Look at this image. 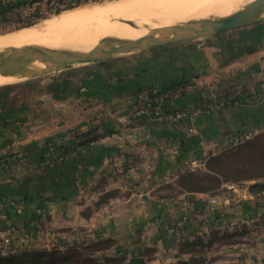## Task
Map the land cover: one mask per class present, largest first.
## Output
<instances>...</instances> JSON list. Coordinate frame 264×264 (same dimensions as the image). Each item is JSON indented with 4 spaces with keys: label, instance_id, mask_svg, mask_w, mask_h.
<instances>
[{
    "label": "crops",
    "instance_id": "obj_1",
    "mask_svg": "<svg viewBox=\"0 0 264 264\" xmlns=\"http://www.w3.org/2000/svg\"><path fill=\"white\" fill-rule=\"evenodd\" d=\"M182 81L194 87L166 113L213 106L180 124L139 113L140 89ZM262 83L264 20L1 86L0 250L8 231L11 249L107 240L101 260L168 264L182 242L244 226L242 240L214 245L213 264H264V189L250 188L260 179L168 190L184 166L264 130Z\"/></svg>",
    "mask_w": 264,
    "mask_h": 264
},
{
    "label": "rangeland",
    "instance_id": "obj_2",
    "mask_svg": "<svg viewBox=\"0 0 264 264\" xmlns=\"http://www.w3.org/2000/svg\"><path fill=\"white\" fill-rule=\"evenodd\" d=\"M161 1H162V4L159 3L160 2L159 0H84L83 3L73 6L71 8H67L63 10L62 12H60L59 14H51L49 17L40 19L38 22L34 23L31 26L19 27V28H18L19 22L10 21L8 19L12 17L16 18L15 15L18 12L22 13L23 16L25 17L30 12V9H27V8H31L32 10V9H35V7L38 5V3H34L32 7H28V6L25 7L26 10L25 9L24 10L15 9L14 11H11V12L0 13V41H2L3 37L8 36V35H14L16 33H20L23 31L31 32L36 26H39L40 24H42L48 19H52L53 17L60 16L64 12H70V11L75 12L78 10L79 12H82V15L85 14L83 15V18L81 19L80 23H69V24L62 25L57 30V32H54L53 36L59 35L60 37L61 36L66 37L67 35L73 34L72 37L74 39L75 38L74 36L79 35V37H81L82 39L86 38L88 41L90 40L89 41L90 44L95 45L100 40L106 39V38L117 37V36L129 38L131 35H135V34L140 36L143 33L148 32V30L151 27H158L162 25L164 26L165 24L168 23V21L170 22L172 20L198 19L205 14L212 15V14H220V13L221 14L232 13L238 10L239 8H241L243 5L247 4L250 0H244V1L243 0L242 1L241 0H236V1L230 0V2H228L226 5H220V4L216 5L217 3L215 4L213 3L215 0H209V3L213 1L212 4L210 3V6H209V3H208V5L207 6L204 5V7L203 6L201 7L200 4L202 3L201 5H203L208 0H202V2L201 0H188V1L187 0H183V1L182 0L181 1L168 0L169 2L171 1L172 6L168 5L169 2L167 1L165 2L166 6H171V7L166 8V6H164L163 9L165 10L161 8L162 11H159L161 9L158 6L159 5L163 6L164 5L163 2L166 0H161ZM174 1H176L175 5L178 1L180 3L188 2V4L191 5V7L190 5L188 6L189 7L188 10L190 11L184 9V8H187V5H188L187 3L185 4L183 3L185 5L184 6L182 4L179 5V2H178L177 3L178 6H174V8H172ZM189 1H192V2L189 3ZM50 2L52 3V1ZM140 3H143V5L141 6L142 8L143 6L145 7L143 9V12L146 11L144 12L146 17L144 16L142 9L139 10V8H141L140 6H138L140 5ZM145 4L146 5L150 4L152 9L153 7H155L154 8L155 10L149 9L150 7L146 8ZM155 4H157V7L155 6ZM182 6H183L182 9L184 10L181 11L180 9ZM175 7L176 8L179 7L178 9L180 11H178V9H175ZM86 9H92V10H88V13H90L91 11L93 12L97 11V13L91 12L90 14H88L87 11H85ZM157 9H158V13L156 11ZM170 9L172 11H170ZM101 10H103V12ZM175 10L177 12H175ZM202 10H205V11H202ZM147 11H150L151 15L149 12L148 14ZM151 11H155L154 14ZM163 11H164V14L162 13ZM169 11L172 12V14L169 13V15H167V12ZM195 11H198V12H195ZM99 12H101V14H99ZM159 12L161 14H159ZM158 16L159 18H157ZM35 35L32 38V41L30 42H38L37 38L40 37L39 36L40 34L38 33ZM34 38L37 41H35ZM81 38H77L79 40L72 39L71 43L77 42L76 44H78L80 42L81 44V42H83ZM69 39L70 38H68V40L65 39L63 41L68 42ZM51 41H52V38L48 40L46 43H43L41 45L54 46V42L51 43ZM65 42H62V43L64 44ZM23 44H25V46L32 45V44H27V43H23ZM38 44L40 45V43H36V45ZM33 45L35 44L33 43ZM0 46H1L0 50H2L5 48H10L11 45L7 46L4 43L0 42ZM12 46H16V45H12ZM61 47H71V46H61ZM28 79L29 78H24V79L14 78L11 80H6L0 83V87L3 85H8V84L17 85ZM182 82H186V81H182ZM182 82H179L177 84H180ZM187 82L192 83V81H187ZM193 87H194V84L192 83V88H190V90L187 92H190L193 89ZM137 102L139 105V113L143 114L141 112V105L138 100V93H137ZM212 106H213L212 102H204L203 104H199L192 111V114L190 113L189 110H186L184 108L181 110H185L189 112L188 116L197 115L199 114V113H196L198 109L200 110V108H203L205 109L203 112H205L208 109H210ZM178 111L180 110H175V111H170V112H178ZM151 121H155V120H151ZM180 123H177V124H180ZM201 141H204V140L202 139ZM261 174H264V130L258 133L257 135L247 136V137L241 136L238 142L228 144L227 146H224L218 150H215V152H211L203 159L202 162H197V163L192 162L184 166L183 169L181 170L180 176L175 180V182H169L170 185L168 187L169 188L168 190H170L171 192H176L178 190H182V187L184 186H190V185L192 186V185L198 184V186L206 187L208 191L211 193H219V192L226 191L229 186L242 187L248 182L250 181L253 182L254 180H256V179H250L249 178L250 176H257L258 178V176H261ZM182 177H183V182L181 180ZM261 180L264 181V178L260 179V181ZM214 231L216 230H210L207 236H204L201 233L195 239L191 240V241L197 240V238L199 237L203 239V242L201 244H195L194 246H190V248L188 249L192 251H189L188 255L184 253L183 254L180 253V250L178 249L179 251L178 254L175 256V258L172 256L173 260L171 263H168V264H177L184 260H186L188 264H213V258H212L213 255L211 254V250L213 249L214 245L222 244L224 242L228 243L234 240L233 237L223 236L224 233L225 232H232L235 234L237 233L239 234L237 239L242 240L243 238L239 236L246 233L247 230L245 229L244 226H240L238 230H235V232L226 230V231L221 232L218 237L215 235V233H213ZM5 232H7V234H5ZM1 234L3 238L10 235L8 231H2ZM11 241H12V237L10 238V242H6V241L3 242V247L0 250V256L10 257V256L22 254L30 250H41V249L59 250L62 253H66L69 256L70 260H72L74 263L79 264L81 262L83 263V261L86 260L87 258L93 257L94 254L98 255L95 252L97 245L95 244L86 245V243L83 241L76 243V244L65 245V246L63 244H58L56 241L52 243L50 240H47L44 243L42 242H32L31 243L30 242L16 249H11L9 247V245L11 244Z\"/></svg>",
    "mask_w": 264,
    "mask_h": 264
},
{
    "label": "water",
    "instance_id": "obj_3",
    "mask_svg": "<svg viewBox=\"0 0 264 264\" xmlns=\"http://www.w3.org/2000/svg\"><path fill=\"white\" fill-rule=\"evenodd\" d=\"M264 20V0H252L228 14H205L198 19L168 21L134 37L100 40L90 49L27 45L0 50V73H20L26 78L46 75L78 65L112 59L118 55L153 50L189 42Z\"/></svg>",
    "mask_w": 264,
    "mask_h": 264
},
{
    "label": "trees",
    "instance_id": "obj_4",
    "mask_svg": "<svg viewBox=\"0 0 264 264\" xmlns=\"http://www.w3.org/2000/svg\"><path fill=\"white\" fill-rule=\"evenodd\" d=\"M52 1V3L50 2ZM84 0H0V13L5 12H11L15 9H22L26 10L25 7H32L34 3H38V5L35 7V9H30V12L25 17L22 13L18 12L15 17L8 18L10 21L19 22V27H27L31 26L34 23L38 22L40 19L47 18L51 14H59L63 10L67 8H71L73 6H76L78 4L83 3ZM250 179H263L264 174H261V176H250ZM183 182V177L181 178ZM250 188L252 190H262L264 189V181H256L253 183ZM182 190L186 191H196V192H209L208 189L204 186H198V184L190 185V186H184L182 187ZM215 235L218 237L221 232L214 231ZM234 233L232 232H225L223 236H230L233 237ZM107 240L102 241H96L91 243H86V245L89 244H95L97 245L95 252L104 249L107 245ZM203 242V239L197 238V240L194 241H184L179 245L180 253L188 254L190 246H194L195 244H201ZM122 261L121 258L116 257H106L105 260H101V258L94 254L93 257L87 258L83 261V263L79 264H119ZM0 264H76L72 260H70L69 256L66 253H62L59 250H47V249H41V250H30L26 251L19 255L14 256H0ZM177 264H188L186 260L181 261Z\"/></svg>",
    "mask_w": 264,
    "mask_h": 264
},
{
    "label": "bare ground",
    "instance_id": "obj_5",
    "mask_svg": "<svg viewBox=\"0 0 264 264\" xmlns=\"http://www.w3.org/2000/svg\"><path fill=\"white\" fill-rule=\"evenodd\" d=\"M160 2V4H162V1L161 0H159ZM168 0H166V1H164L163 2V6L162 5H159L158 7L161 9H163V7L164 6H166V3L165 2H167ZM179 1H181V0H179ZM178 1V2H179ZM183 1V0H182ZM188 1V0H187ZM216 1V2H215ZM213 3L215 4V3H217L216 5H218V4H220V5H226L228 2H230V0H215ZM236 1V0H235ZM242 1V0H241ZM244 1V0H243ZM250 1H252V0H250ZM249 1V2H250ZM169 2V1H168ZM175 2L176 1H174V3H173V7L172 8H174V6H178V2L176 3V5H175ZM190 2H192V1H189V3ZM199 2V1H198ZM201 2H202V0H201ZM212 2H210L211 4H212ZM153 3H155V2H153ZM184 3V2H183ZM182 2L180 3L179 2V5L180 4H182V5H184L185 3H187L188 4V2H185L184 4H183ZM205 3V2H204ZM208 3H209V0L205 3V4H203V5H201L200 4V6L202 7H204V5H208ZM210 3H209V6H210ZM240 3V2H239ZM238 3V4H239ZM152 4V3H151ZM172 3H171V1L169 2V4L168 5H171ZM193 4H194V2H193ZM196 4V3H195ZM198 4V3H197ZM143 5V3H140V5H138V6H142ZM190 4H188L187 5V8H184L185 10H188L189 9V6ZM145 6H146V8H149V9H152V7L150 6V4H148V5H146L145 4ZM155 6L157 7V4H155ZM162 6V7H161ZM172 6V5H171ZM171 6H166V8H169V7H171ZM185 6V5H184ZM195 6V5H194ZM199 6V7H200ZM231 6V5H230ZM133 7V6H132ZM180 7V6H179ZM178 7V8H179ZM190 7H191V5H190ZM198 7V6H197ZM200 7V8H201ZM134 8V7H133ZM145 7L143 6V8L141 7V8H139V10H141L142 9V12H143V9H144ZM155 7H153V9H154ZM158 8V9H159ZM178 8H176L175 7V9H178ZM183 8V6L181 7V11L182 10H184V9H182ZM225 8V7H224ZM98 9V8H97ZM102 9V8H101ZM136 9V8H135ZM152 9V10H153ZM158 9L156 10L157 11V13H158ZM162 9L161 10H159V11H162ZM191 9V8H190ZM193 9V8H192ZM194 9H196V8H194ZM199 9V8H198ZM88 10H92V9H86L85 11H87V13H88ZM155 10V9H154ZM163 10H165V9H163ZM179 9H178V11H180ZM220 10V9H219ZM85 11H84V13H85ZM95 11V10H94ZM100 11V10H99ZM102 12H103V10H101ZM105 11V10H104ZM108 11H110V10H108ZM168 11V10H167ZM170 11H172L171 9H170ZM167 12V15H169V13L170 14H172V12ZM174 11V10H173ZM188 11H190V10H188ZM199 11V10H198ZM198 11H195V12H198ZM202 11H205V10H202ZM92 13H97V11H95V12H93V11H91ZM90 12V13H91ZM144 12H146V11H144ZM143 12V13H144ZM150 13V11H147V13ZM153 14H154V12L155 11H151ZM175 12H177L176 10H175ZM86 13V14H87ZM90 13H88V14H90ZM148 13V14H149ZM157 13H155V14H157ZM163 14H164V11L162 12ZM165 13H166V11H165ZM99 14H101V12H99ZM103 14V13H102ZM148 14H146V15H148ZM152 14V15H153ZM159 14H161L160 12H159ZM188 14V13H187ZM194 14V13H193ZM83 15H85V14H83ZM83 15H82V12H79L78 10L77 11H73V12H64L62 15H60V16H57V17H53L52 19H48V20H46L45 22H43L42 24H40L39 26H36L34 29H33V31H31V32H20V33H16V34H14V35H8V36H5V37H3L2 38V41H0V42H2V43H4L5 45H11L10 46V48H13V47H21V46H25V44H23V43H27V44H32L33 45V43L36 45V43H40V45L41 44H43V43H46L48 40H50L51 38H52V41H51V43H53L54 42V46H71L72 48H86V49H90V48H92L93 46H94V44H90V40L88 41L86 38H84V39H82L81 37H79V35H77V36H74L75 38L74 39H76V40H79V39H77V38H81L82 40H83V42H81V44H80V42L78 43V44H76L77 42H75V43H71V41H72V39H73V37H72V35L70 36V35H67L66 37H64V36H59V35H54L53 36V34H54V32H57V30L62 26V25H65V24H69V23H80V21H81V19L83 18ZM150 15H151V13H150ZM166 15V14H165ZM114 16V15H113ZM144 16H145V13H144ZM98 17V16H97ZM101 17V16H100ZM146 17V16H145ZM85 18V17H84ZM96 18V17H95ZM157 18H159V16L157 17ZM163 19V18H162ZM83 22V21H82ZM143 22V21H142ZM80 27H82V26H80ZM22 31V30H21ZM142 31V30H141ZM140 31V32H141ZM143 32V31H142ZM40 34L39 36V38H37V40H38V42H30V41H32V38L34 37V35L35 34ZM79 33V32H78ZM134 33H135V31H134ZM146 33V32H145ZM82 34V33H81ZM144 34V33H143ZM36 36V35H35ZM53 36V37H52ZM131 36H133L134 38H136V37H138V35H131ZM130 36V37H131ZM67 39L68 40V38H70L69 39V41L67 42H65V41H63V40H65V39ZM73 39V40H74ZM34 40L35 41H37L35 38H34ZM62 42H65L64 44L62 43ZM50 43V44H51ZM12 45H16V46H12ZM1 47V46H0ZM1 49V48H0ZM27 76H23V74H20V73H0V83L1 82H4V81H6V80H11V79H14V78H18V79H21V78H26Z\"/></svg>",
    "mask_w": 264,
    "mask_h": 264
},
{
    "label": "built area",
    "instance_id": "obj_6",
    "mask_svg": "<svg viewBox=\"0 0 264 264\" xmlns=\"http://www.w3.org/2000/svg\"><path fill=\"white\" fill-rule=\"evenodd\" d=\"M264 87V83L261 84ZM192 88L191 82H182L176 84L175 86L168 88L164 92H159L151 88H142L138 92V100L141 105V112L147 116L149 120H161L165 117L172 119L174 122L180 123L182 120L188 116L189 112L185 110H180L178 112L166 113L165 104L169 97H176L184 94ZM205 109L200 108L196 113H201ZM191 131H194L191 128ZM216 199L212 198L211 202L216 203ZM177 224H180L178 222ZM7 234V232H5ZM10 235L4 237V241L10 242Z\"/></svg>",
    "mask_w": 264,
    "mask_h": 264
}]
</instances>
